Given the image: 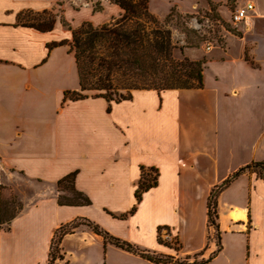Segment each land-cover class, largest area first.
I'll use <instances>...</instances> for the list:
<instances>
[{
  "label": "crops",
  "instance_id": "0c3cea01",
  "mask_svg": "<svg viewBox=\"0 0 264 264\" xmlns=\"http://www.w3.org/2000/svg\"><path fill=\"white\" fill-rule=\"evenodd\" d=\"M54 3L0 0V185H43L9 229L0 228V264H48L55 231L84 219L176 264H264V181L254 173H241L217 194V234L207 223L211 192L264 162V130L250 143L258 120L264 124V87L208 94L203 72L201 89L135 90L119 103L69 100L65 93L79 90L70 31L56 23L48 32L17 25L20 13H50ZM236 3L254 9L237 25L242 37H230L215 60L264 79V11L251 0ZM221 138L232 162L241 156L222 172ZM141 168L154 170L156 185L136 203ZM72 172L90 205L57 203L56 183ZM133 206L125 219L112 216ZM169 238L177 251L165 245ZM59 248L53 264H157L86 228L65 235Z\"/></svg>",
  "mask_w": 264,
  "mask_h": 264
},
{
  "label": "trees",
  "instance_id": "16d2710c",
  "mask_svg": "<svg viewBox=\"0 0 264 264\" xmlns=\"http://www.w3.org/2000/svg\"><path fill=\"white\" fill-rule=\"evenodd\" d=\"M118 9L116 16L110 17L108 22L93 25L83 22L79 27L68 30L71 33L70 50L73 53L79 90L66 92L65 98L80 100L89 96L100 97L108 103H119L131 99L135 90L154 89L163 91L167 89H201L203 87V71L205 60L191 61L183 58L178 61L173 57L177 49L172 42L171 33L149 11V0H108ZM94 11H102L99 5ZM30 14L39 17L29 18ZM40 19V17H47ZM55 20L51 14L20 13L17 16V25L39 32H48L53 29ZM57 44H51L52 48ZM58 45H63L59 43ZM193 43L189 47H193ZM181 51L182 49H178ZM92 92L93 94H83ZM254 173L264 181V162L250 163L239 169L220 186L213 190L207 202V223L217 234V203L216 197L227 184L232 182L243 172ZM153 169L141 168L140 180L135 190L134 197L139 203L143 193L156 185V175ZM77 172H72L57 181L58 193L67 191L71 195L67 198L57 197L60 206H88L89 199L74 187ZM136 206L127 213L119 216L125 219L132 214ZM21 212L8 214L2 206L0 199V228L9 229L11 221ZM78 222H80L78 224ZM79 228H86L100 236L105 244H111L127 252L138 254L147 260L166 264L162 258L167 256H153L144 254L137 247L113 237L98 224L87 219L75 220L59 227L51 241L48 264H53L56 259H61L59 244L62 238L75 232ZM159 243H163L158 238ZM165 245L169 246L167 243Z\"/></svg>",
  "mask_w": 264,
  "mask_h": 264
},
{
  "label": "rangeland",
  "instance_id": "374dc122",
  "mask_svg": "<svg viewBox=\"0 0 264 264\" xmlns=\"http://www.w3.org/2000/svg\"><path fill=\"white\" fill-rule=\"evenodd\" d=\"M237 0H149L150 13L163 24L171 33L173 44L177 47L173 51V57L178 61L187 58L191 61L205 60L204 68V90L208 94L216 87L227 89L229 87H241L249 85L251 88L264 87V79L260 75L245 73L239 70L233 71V65L215 60L230 37H242L237 27L231 24V12L235 10ZM245 4L247 0H238ZM260 11H264V0H251ZM51 17L55 23L68 30L79 27L83 22H91L93 25H101L108 22L110 17L118 14V9L111 5L108 0H54ZM99 5L100 12L94 11ZM29 18L39 17L30 14ZM47 17H40L45 19ZM54 23V25H55ZM69 31V30H68ZM230 40V39H229ZM193 43V47H189ZM210 47L207 50V47ZM182 49L179 51L178 49ZM237 48L233 47L234 55ZM232 69V70H231ZM218 80H215L217 79ZM83 94H93L84 92ZM260 119V118H259ZM236 128V125L234 126ZM264 130L263 122L258 120L256 127H253V138L256 133ZM256 134V135H255ZM220 166L221 172L234 163V166L241 161V156L235 154L234 161L227 155V143L220 140ZM251 152L246 153L249 157ZM253 154V152H252ZM224 168V169H223ZM154 174H152V177ZM3 182V181H2ZM1 203L3 209L9 214L22 212L26 205L34 198V195L43 190V185L28 184L24 182L9 183L3 182L0 185ZM55 187L56 198H67L70 201L71 195L67 191L59 194ZM80 222H78L79 224ZM215 236V235H214ZM167 244L177 251V240L166 239ZM166 264H176L175 257L167 256L162 258Z\"/></svg>",
  "mask_w": 264,
  "mask_h": 264
},
{
  "label": "built area",
  "instance_id": "2783aa9c",
  "mask_svg": "<svg viewBox=\"0 0 264 264\" xmlns=\"http://www.w3.org/2000/svg\"><path fill=\"white\" fill-rule=\"evenodd\" d=\"M254 8H253V5L251 3H248L246 4L244 7L242 8H236L232 13H231V16H230V21H231V24L234 26V27H237L238 24L244 22L246 19H247V13L252 11ZM210 47L208 46L207 47V50H209ZM169 264V263H168Z\"/></svg>",
  "mask_w": 264,
  "mask_h": 264
}]
</instances>
